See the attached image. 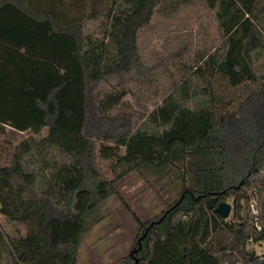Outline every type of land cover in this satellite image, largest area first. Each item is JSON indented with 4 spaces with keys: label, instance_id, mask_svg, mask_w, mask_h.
Listing matches in <instances>:
<instances>
[{
    "label": "trees",
    "instance_id": "1",
    "mask_svg": "<svg viewBox=\"0 0 264 264\" xmlns=\"http://www.w3.org/2000/svg\"><path fill=\"white\" fill-rule=\"evenodd\" d=\"M192 1L0 0V264H77L90 215L141 167L181 202L138 264H264L247 248L264 242V0H205L218 46L140 120L124 108L141 33Z\"/></svg>",
    "mask_w": 264,
    "mask_h": 264
},
{
    "label": "rangeland",
    "instance_id": "2",
    "mask_svg": "<svg viewBox=\"0 0 264 264\" xmlns=\"http://www.w3.org/2000/svg\"><path fill=\"white\" fill-rule=\"evenodd\" d=\"M220 34L216 9L207 7L205 0H193L176 13L155 16L141 33L140 67L120 83L129 90L124 108L138 119L160 104L174 86L193 77L195 67L218 46ZM100 164L112 177L110 163ZM163 184L158 174L144 167L123 175L114 194L90 215L77 264H123L141 236V222L159 217L176 196V190L167 193ZM260 250L264 252V242Z\"/></svg>",
    "mask_w": 264,
    "mask_h": 264
},
{
    "label": "water",
    "instance_id": "3",
    "mask_svg": "<svg viewBox=\"0 0 264 264\" xmlns=\"http://www.w3.org/2000/svg\"><path fill=\"white\" fill-rule=\"evenodd\" d=\"M181 202V199L176 203L174 204L173 206H171L169 209L166 210V212L158 219V220H154L152 221L148 227L146 228L145 232L138 238V247L135 248L131 253H130V256L134 259V263L133 264H138V259L137 257L135 256V253L141 248V241L143 238H145V236L147 235L149 229L155 224V223H158L160 221L163 220V218L166 216V214L173 208H175L179 203ZM231 210H232V204L227 202V201H222L220 202L216 208H215V213H217L219 216H221L222 218H228L230 213H231Z\"/></svg>",
    "mask_w": 264,
    "mask_h": 264
},
{
    "label": "built area",
    "instance_id": "4",
    "mask_svg": "<svg viewBox=\"0 0 264 264\" xmlns=\"http://www.w3.org/2000/svg\"><path fill=\"white\" fill-rule=\"evenodd\" d=\"M252 213H253V218H254V225L257 228L258 231H262L263 225L261 222V219L259 217L258 210L256 206L253 204L252 205ZM248 250L254 252L256 255L261 256L263 254V251L260 250V245L256 243L252 238H250L249 244H248Z\"/></svg>",
    "mask_w": 264,
    "mask_h": 264
},
{
    "label": "flooded vegetation",
    "instance_id": "5",
    "mask_svg": "<svg viewBox=\"0 0 264 264\" xmlns=\"http://www.w3.org/2000/svg\"><path fill=\"white\" fill-rule=\"evenodd\" d=\"M167 209H168V207H167L164 211H166ZM152 221H154V220H151L150 223H151ZM150 223H149V224H150ZM149 224L145 225V227H144V229H143L144 232H145V230H146V228L148 227ZM137 242H138V240H137Z\"/></svg>",
    "mask_w": 264,
    "mask_h": 264
}]
</instances>
